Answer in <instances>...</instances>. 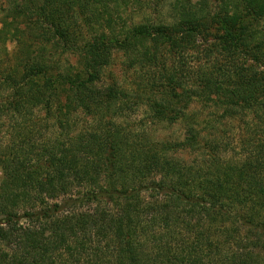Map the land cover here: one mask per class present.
<instances>
[{"label": "trees", "instance_id": "1", "mask_svg": "<svg viewBox=\"0 0 264 264\" xmlns=\"http://www.w3.org/2000/svg\"><path fill=\"white\" fill-rule=\"evenodd\" d=\"M0 11V264H264V136L216 126L264 112V0Z\"/></svg>", "mask_w": 264, "mask_h": 264}, {"label": "rangeland", "instance_id": "2", "mask_svg": "<svg viewBox=\"0 0 264 264\" xmlns=\"http://www.w3.org/2000/svg\"><path fill=\"white\" fill-rule=\"evenodd\" d=\"M1 2L0 0V8H1ZM169 13L168 6L164 8L163 14L167 16ZM1 14V11H0ZM13 46V43H8V47L11 48ZM192 57L189 58L190 61L195 62L196 59L199 57L201 58V55H197L195 52H192ZM195 57V58H194ZM121 53L115 52L113 56V62L109 66L108 70H106V74H116L120 75L121 72ZM75 61V57H71V62ZM109 75H106V82H108ZM197 111L202 116H207L209 114H206V110L203 105L197 104L194 106ZM205 110V111H204ZM215 108H210V118L214 112ZM200 116V115H199ZM213 119V118H211ZM222 123H217L216 126L218 127L219 133L224 135L225 140H227L231 147L234 148L232 150V154H240L243 152V143L250 138H258L260 134H263L264 136V112L262 113H252V112H246L242 115H236L233 118H226L222 120ZM263 127V129H262ZM156 129V132H152L156 134L158 137L165 138V139H180L184 136V126L183 124H175L172 126L169 125H156L154 127ZM5 133L0 132L1 139L4 137ZM184 158H188L191 156L188 152H182L181 154ZM4 178V172L0 166V182ZM2 211H0V216L2 215ZM24 222V221H23Z\"/></svg>", "mask_w": 264, "mask_h": 264}]
</instances>
